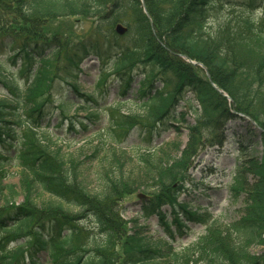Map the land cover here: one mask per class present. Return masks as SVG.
Returning a JSON list of instances; mask_svg holds the SVG:
<instances>
[{
  "label": "trees",
  "instance_id": "trees-1",
  "mask_svg": "<svg viewBox=\"0 0 264 264\" xmlns=\"http://www.w3.org/2000/svg\"><path fill=\"white\" fill-rule=\"evenodd\" d=\"M72 18L101 24L125 21L128 33L104 32L96 39L76 41ZM0 39L7 40L10 49L7 60L0 62V87L13 96L12 101L0 98V264H38L34 255L40 252L48 253L50 264H264V256L249 253L264 247V132L261 158L240 154L229 186L247 196L238 221L215 231L218 221L209 209L188 212L191 203L177 200L188 191L183 169L201 150L205 133L220 134L216 144L222 146L226 126L236 117L233 111L264 130V104L259 103L264 98V0H0ZM104 52L116 54L102 69L105 78L114 76L126 88L124 93L134 73L142 76L144 112L111 110V148L138 132L150 152L151 134L160 126L174 128L189 112L194 116L181 161L161 160L153 170L160 183L144 196L132 219L123 214V199L133 193L122 188L123 179L105 175V193L91 195L81 179V163L64 153L59 137L40 129L57 82L87 102L80 105L83 118L75 112L69 117L74 101L60 102L59 114L71 120L72 130L88 129L102 118L94 111L100 105L96 96L81 94L63 70L77 71L86 58H102ZM251 53L256 59L247 57ZM230 77L244 85L237 86ZM157 83L163 85L161 90H155ZM100 151L95 147L92 157ZM151 158H139L146 169ZM11 169L20 171L18 187L7 184ZM250 181L254 187L243 192ZM45 195L57 202L43 200ZM20 196L24 202L17 205ZM66 205L78 211L72 213ZM154 217L166 228L175 224L180 232L189 224L202 225L205 234L180 248L174 238L152 242L148 222ZM86 220L93 222L96 235L80 226Z\"/></svg>",
  "mask_w": 264,
  "mask_h": 264
},
{
  "label": "rangeland",
  "instance_id": "rangeland-1",
  "mask_svg": "<svg viewBox=\"0 0 264 264\" xmlns=\"http://www.w3.org/2000/svg\"><path fill=\"white\" fill-rule=\"evenodd\" d=\"M71 22L75 25L73 26V31L76 41L92 37L96 39L98 34L104 32L118 35V26L126 29V32L123 34L125 36L129 28L125 21L121 23L111 22L101 24L100 20L97 19L85 21L72 18ZM0 40V62H3L9 57L10 49L7 40ZM254 55V53H251L247 57L256 59L257 56L255 57ZM105 57L107 56H104V59ZM109 57L114 60L116 54H111ZM104 61L92 56L81 63L78 71L69 72L68 70H63V75L71 77L78 84L81 94L96 96L100 105L94 107V111L100 113L102 118L100 120H93V125L88 127V129L82 130L80 127L75 126V129L72 130L69 127L71 120H66L60 126L63 119L58 114V111H55V113L52 112L53 116L49 117L50 122L40 129H42V132L44 131L45 135L48 133L53 134L54 139L59 137L58 145L62 146L64 153L72 155L76 161L81 163L80 173L83 174L81 179L83 180L84 187L91 195L95 196L105 193V175L111 178L123 179L122 188L126 190L130 189L133 192L126 195L123 199L122 203L126 207L123 214L125 219H132L135 216V212L139 210L140 202L144 196L146 194L149 195L157 189L158 183H160V180L156 181L157 174L153 170L157 168L156 166L160 165L161 160L163 161L164 159L165 162V160L170 159V163L172 164L176 161H181L182 153L189 142V127L194 124V116L192 112H189L185 117V121L183 120L181 124L175 125L176 127L174 128L168 127L165 130L163 126L158 128L159 125L155 124L154 129H158L157 132L151 134L152 145L150 152L142 143L143 139L138 132L132 133L128 138L123 140L119 147L116 148L117 150L111 148L112 140L108 132V124L115 120L112 117L111 110L119 109L123 114H139L144 112V108L141 106V99L143 98L139 94V83L142 80V76L137 72L134 73V81L131 84V88L124 93L123 91L126 88H123L119 80L114 76L108 79L105 78L102 69H105L108 64L104 65ZM11 65L7 64V67L12 70L14 68ZM229 79L232 81L235 79L237 86L244 85L242 84L243 82L241 83L235 77H230ZM162 88L163 85L157 83L155 90H161ZM155 90L152 92V95L156 93ZM52 92L55 94L52 100V109L54 110H56L60 101H67L68 99L74 101L77 105H85L87 103L84 99L80 100V97L77 98L76 93L74 91L71 92V89L61 82L56 83V86L52 88ZM225 95L222 93L223 97H226ZM0 98L9 101L13 100V96L2 87H0ZM259 103L264 104V98H260ZM82 109L84 108L72 107L70 111L71 117L79 114V117L83 118L85 113ZM48 111H51V109ZM74 112L76 114H73ZM75 119L79 121V118ZM76 121L73 122L76 123ZM104 129L106 130L103 133ZM225 130L226 140L222 147L216 144L218 139H222L220 134H217V132L213 136H210V133L204 134L201 150L191 162H186L183 169L185 171L183 172L185 174L184 183L185 185L187 182L189 183L187 185L188 191L181 192L177 199L179 202L191 203L188 206V212L196 210V207L209 209L210 214L214 218L213 221H218L215 231L218 230V226L226 228L227 225L238 221L241 216L240 211L246 203V194H235L229 189L232 178L236 174V166L240 165L236 158L240 157L242 153L259 159L262 155L260 134L264 130H260L252 122L239 116L234 117L228 123ZM176 146L178 147L176 148ZM95 147H99L101 151L98 157L93 158L92 154ZM141 155H152L151 163H149L147 169L139 159ZM166 155H169L170 158H167ZM88 156L91 157L88 158ZM119 162L123 164L121 167L119 166ZM19 173V170L11 169V176H9L7 184L18 187ZM178 178L179 180L181 179L180 176ZM252 183L253 181H250L248 186L243 188L242 191H251L254 187H252ZM183 188L184 186H181L182 190ZM43 200L57 202L56 199L50 198L47 195L44 196ZM16 202L17 205L22 204L24 202L22 196ZM65 208L72 213L78 211L67 205ZM165 211L169 213L170 208L166 207ZM180 217L182 221L186 220L184 214H181ZM172 218H169V221ZM148 225L150 226L148 233L150 241L158 242L161 239L168 241L172 233L175 238L176 247L179 246V248L190 246L199 236L205 234V227L202 225L189 224L188 230L178 232L175 224L172 223L166 228L157 217L152 218L148 222ZM80 226H83L88 233L97 234V229L96 227L94 228L91 220L81 222ZM225 244L230 248L231 241L227 239ZM249 253L255 258L263 257L264 247H254ZM34 259L38 261V264H50L51 261L48 253L42 252L35 254Z\"/></svg>",
  "mask_w": 264,
  "mask_h": 264
},
{
  "label": "water",
  "instance_id": "water-1",
  "mask_svg": "<svg viewBox=\"0 0 264 264\" xmlns=\"http://www.w3.org/2000/svg\"><path fill=\"white\" fill-rule=\"evenodd\" d=\"M145 11V13H146V10H144ZM126 29H124L122 26H118L117 27V31H118V33L120 34V35H123L126 31H125ZM227 97V96H226ZM228 98V97H227ZM229 99V98H228ZM230 101H231V99H229Z\"/></svg>",
  "mask_w": 264,
  "mask_h": 264
}]
</instances>
